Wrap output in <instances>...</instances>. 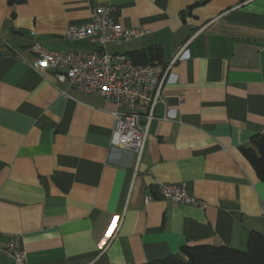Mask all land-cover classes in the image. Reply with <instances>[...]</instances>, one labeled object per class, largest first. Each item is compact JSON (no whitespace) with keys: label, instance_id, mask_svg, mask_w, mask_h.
<instances>
[{"label":"crops","instance_id":"1","mask_svg":"<svg viewBox=\"0 0 264 264\" xmlns=\"http://www.w3.org/2000/svg\"><path fill=\"white\" fill-rule=\"evenodd\" d=\"M106 4L117 25L146 31L109 53L155 47L166 63L181 51L140 157L110 144L113 102L58 83L29 49L90 52L64 29ZM263 130L264 0H0V241L20 235L24 254L0 253V264H141L202 243L246 249L249 232L264 236V181L242 148ZM159 183L206 206L164 198Z\"/></svg>","mask_w":264,"mask_h":264},{"label":"built area","instance_id":"2","mask_svg":"<svg viewBox=\"0 0 264 264\" xmlns=\"http://www.w3.org/2000/svg\"><path fill=\"white\" fill-rule=\"evenodd\" d=\"M114 7L110 4L96 5L90 21L68 25L64 37L70 41H85L93 48L88 53L48 50L33 42L30 50L36 54L35 68L53 67L58 83H66L84 93H96L113 102L114 124L111 146L129 150L140 157L145 146L147 127L154 119V107L161 101V87L166 81L174 62L181 55L178 51L170 61L153 60L144 64L135 63L123 53H109L107 45L118 44L143 35V28H123L112 19ZM64 93V91H62ZM124 107V110H120ZM162 197L205 207L206 204L189 194L183 186L159 183ZM150 197H146L148 200ZM20 235H9L6 242L0 241V253L17 261L23 259L19 247Z\"/></svg>","mask_w":264,"mask_h":264},{"label":"trees","instance_id":"3","mask_svg":"<svg viewBox=\"0 0 264 264\" xmlns=\"http://www.w3.org/2000/svg\"><path fill=\"white\" fill-rule=\"evenodd\" d=\"M132 60L144 64L158 60V51L150 47L149 51L128 53ZM250 147L242 148L260 180L264 181V130L250 139ZM246 249L241 250L226 245H184L178 258L169 255L141 264H264V236L251 231L248 234Z\"/></svg>","mask_w":264,"mask_h":264}]
</instances>
